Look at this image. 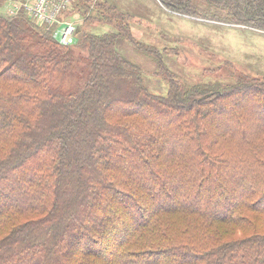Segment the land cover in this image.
<instances>
[{
  "label": "trees",
  "instance_id": "obj_1",
  "mask_svg": "<svg viewBox=\"0 0 264 264\" xmlns=\"http://www.w3.org/2000/svg\"><path fill=\"white\" fill-rule=\"evenodd\" d=\"M159 1L264 29V0ZM36 24L0 14V264H264V76L154 93L129 25Z\"/></svg>",
  "mask_w": 264,
  "mask_h": 264
},
{
  "label": "rangeland",
  "instance_id": "obj_2",
  "mask_svg": "<svg viewBox=\"0 0 264 264\" xmlns=\"http://www.w3.org/2000/svg\"><path fill=\"white\" fill-rule=\"evenodd\" d=\"M71 1L72 8H75L70 15L76 17L82 30L111 32L116 31L121 23L127 24L133 41H140L157 51V54L147 51L122 36L116 40V49L140 65L145 84L154 93L167 92L168 71L184 84L216 83L220 86L234 83L239 77L255 79L264 76V29L209 18L207 11L203 10L206 7L203 3L200 4L202 13L188 15L166 8L159 0ZM99 2L112 6L108 8ZM6 3V0H0V14L5 17ZM81 8L87 9V19H84ZM46 26L38 24L37 28L41 30ZM252 102V109L258 108L255 101ZM24 218L26 216L19 220L14 218V222ZM245 234L232 230L229 235Z\"/></svg>",
  "mask_w": 264,
  "mask_h": 264
},
{
  "label": "built area",
  "instance_id": "obj_3",
  "mask_svg": "<svg viewBox=\"0 0 264 264\" xmlns=\"http://www.w3.org/2000/svg\"><path fill=\"white\" fill-rule=\"evenodd\" d=\"M5 15L14 17L26 13L39 25L45 24L52 36L62 45H72L76 41L78 21L76 17L66 18L72 8L71 0H6ZM72 4V5H71Z\"/></svg>",
  "mask_w": 264,
  "mask_h": 264
},
{
  "label": "crops",
  "instance_id": "obj_4",
  "mask_svg": "<svg viewBox=\"0 0 264 264\" xmlns=\"http://www.w3.org/2000/svg\"><path fill=\"white\" fill-rule=\"evenodd\" d=\"M77 1H78V0H77ZM74 8H75V7H74ZM74 8H71V9L65 14L64 17H66V18H74L73 15H70V12H71L72 9H74ZM79 12H80V11H79ZM78 14H79V13H78ZM78 14H77V16H79ZM78 23H79V22H78Z\"/></svg>",
  "mask_w": 264,
  "mask_h": 264
}]
</instances>
